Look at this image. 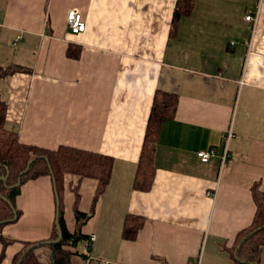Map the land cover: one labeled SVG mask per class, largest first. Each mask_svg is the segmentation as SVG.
Listing matches in <instances>:
<instances>
[{
    "label": "crops",
    "instance_id": "1",
    "mask_svg": "<svg viewBox=\"0 0 264 264\" xmlns=\"http://www.w3.org/2000/svg\"><path fill=\"white\" fill-rule=\"evenodd\" d=\"M192 1L175 19L178 0H0L5 127L25 144L113 158L95 204L97 179L63 176L68 229L78 228L77 189L78 209L93 211L81 232L97 237L94 262L81 242L71 264H241L235 249L256 214L252 189L264 192V0ZM73 9L83 33L68 29ZM258 11L256 23L246 20ZM158 91L176 95L177 107L159 126L152 187L138 190ZM210 149L203 162L198 152ZM15 207L18 219L0 228V264H15L25 243L50 240L51 175L25 182ZM128 216L143 219L133 240L123 235ZM35 254L50 264L48 245Z\"/></svg>",
    "mask_w": 264,
    "mask_h": 264
},
{
    "label": "trees",
    "instance_id": "2",
    "mask_svg": "<svg viewBox=\"0 0 264 264\" xmlns=\"http://www.w3.org/2000/svg\"><path fill=\"white\" fill-rule=\"evenodd\" d=\"M192 5V0H178L174 15L175 19L179 18L181 14L189 13ZM177 102L178 97L174 94L161 91L156 94L134 183L135 188L138 190L146 191L152 187L156 169L154 165V148L159 126L163 120L174 116ZM6 108V102L0 96V178L4 177L6 179L5 181L0 180V221L9 220L8 223H11L18 219L20 212L15 207V199L21 192V186L30 179L42 175H51L50 167L55 176L57 192L60 197V216L50 240L25 243L24 250L16 257L15 264H41L35 254V249L43 245H48L51 249L50 264H71L72 254L74 252L78 254V251H74L73 248L78 249L79 244L89 237V235L82 234L81 227L90 218L93 211L86 213L78 209L81 195L76 189L75 209L78 228L74 233L68 229L60 196L63 176L65 173H73L82 178L97 179L99 185L94 199L95 204L109 185L113 158L67 146H61L57 150H49L22 143L16 132L5 127ZM33 159L35 160L30 165L29 171L22 176L21 184L15 186L21 173ZM252 190L257 206L254 221L250 228L239 234L235 249L237 250V259L241 264H258L260 249L264 246V229L248 236L252 231L264 226V192L257 185H254ZM7 200L15 207L17 214L15 220H12L15 217V211ZM8 223L0 224V228ZM142 226V218L128 216L124 225V238L135 239ZM60 234L62 237L57 241ZM245 237L247 239L238 248ZM9 243L10 241L6 240L4 246ZM4 255L5 252L3 251L0 254V263Z\"/></svg>",
    "mask_w": 264,
    "mask_h": 264
},
{
    "label": "built area",
    "instance_id": "3",
    "mask_svg": "<svg viewBox=\"0 0 264 264\" xmlns=\"http://www.w3.org/2000/svg\"><path fill=\"white\" fill-rule=\"evenodd\" d=\"M259 17V11L255 14H249L246 17V20L252 21L256 23L258 21ZM67 26L68 29L74 33V34H80L86 31L87 25L86 21L83 17V15L78 11V10H70L68 13L67 17ZM233 136L232 130L228 132L227 139L229 140ZM215 155V150L210 149V150H203L198 152V156L203 162H207ZM228 157V153L225 152L222 159L223 163L226 161ZM210 194H215L214 192H210ZM96 234L95 233H90L89 237L83 242V249H84V258L88 263L94 262V257L92 256V250L94 248V244L96 241Z\"/></svg>",
    "mask_w": 264,
    "mask_h": 264
},
{
    "label": "water",
    "instance_id": "4",
    "mask_svg": "<svg viewBox=\"0 0 264 264\" xmlns=\"http://www.w3.org/2000/svg\"><path fill=\"white\" fill-rule=\"evenodd\" d=\"M35 159H33L32 161H30V163H29V165H28V167L21 173V175H20V177H19V181H18V183L15 185V186H19L20 184H21V181H22V176L24 175V174H26L28 171H29V169H30V165L32 164V162L34 161ZM50 167V166H49ZM50 172H51V177H52V179H53V182H54V189H55V196H56V205H57V221L56 222H58V219H59V216H60V210H59V207H60V197H59V194H58V192H57V184H56V179H55V176H54V174H53V171H52V169H51V167H50ZM0 180H3V181H5L6 179L4 178V177H1L0 178ZM8 201V200H7ZM9 202V204L11 205V207H12V209L15 211V207L12 205V203L10 202V201H8ZM17 218V214H16V211H15V217L12 219V220H15ZM11 220V221H12ZM9 222V220H5V221H0V224H2V223H8ZM264 229V226H262V227H259V228H257L256 230H254V231H252L248 236H251L252 234H255L256 232H258V231H261V230H263ZM61 234L59 235V237L57 238V241H59L60 239H61ZM247 239V237H245L242 241H241V243L238 245V248H239V246L245 241ZM237 251V250H236ZM253 264H257V263H253Z\"/></svg>",
    "mask_w": 264,
    "mask_h": 264
}]
</instances>
